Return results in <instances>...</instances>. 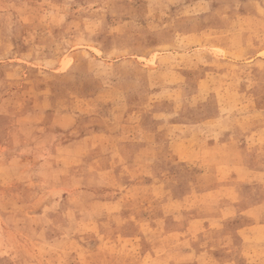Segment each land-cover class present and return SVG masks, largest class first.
<instances>
[{"label": "rangeland", "instance_id": "1", "mask_svg": "<svg viewBox=\"0 0 264 264\" xmlns=\"http://www.w3.org/2000/svg\"><path fill=\"white\" fill-rule=\"evenodd\" d=\"M0 264H264V0H0Z\"/></svg>", "mask_w": 264, "mask_h": 264}]
</instances>
